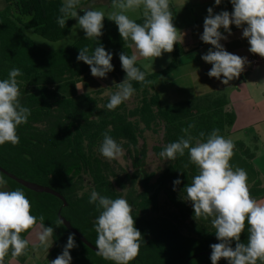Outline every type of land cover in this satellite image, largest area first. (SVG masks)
<instances>
[{
  "label": "trees",
  "instance_id": "trees-1",
  "mask_svg": "<svg viewBox=\"0 0 264 264\" xmlns=\"http://www.w3.org/2000/svg\"><path fill=\"white\" fill-rule=\"evenodd\" d=\"M7 6L0 11V80L7 79L9 71L19 68L23 75L17 77L21 90V104L31 110L27 124L17 128L20 143L0 145V167L20 179L50 187L60 193L64 202L47 193H36L3 174L9 190L21 189L32 204V214L45 217V227H53L54 259L62 253L71 233L64 225L56 226L59 213L71 223L92 245L97 233L94 224L99 211L90 204L93 189L103 196L123 197L133 207L136 227L145 242L140 254L131 264H211L210 245L218 243L210 219L196 220L190 202L183 198L185 185L191 183L196 168L189 163L187 150L153 182L139 158H145L147 147H139L147 135H163L165 144L177 141L182 128L195 123L191 134H207L219 129L225 138L231 133L236 114L230 107L226 94L210 93L179 103L162 105L153 86L154 80L178 65V48L174 46L173 60L158 74H146L152 84L142 86L132 81L134 96L115 110L104 107L109 102L106 91L117 89L110 84L104 89L79 94L76 84L91 75L87 64L77 60L80 48L94 49L97 41L85 38L83 33L71 46L59 50H46L25 34L31 30L49 41L60 42L67 38L74 26L70 18L65 28L57 23L61 15L62 0H3ZM87 0H81L85 6ZM174 16L173 6L170 4ZM78 11H80L78 9ZM143 23V17L136 20ZM173 23L176 26L175 17ZM99 44L113 54L114 70L107 75L116 83L125 78L119 54L131 56L124 47L118 28L113 21L105 20ZM142 71H145L138 63ZM109 135L124 151L134 157V169L128 171L117 160H106L99 152L103 134ZM235 150L247 160L254 153L243 143H236ZM246 161V160H245ZM247 162V161H246ZM250 165V163L247 162ZM185 165H188L185 167ZM116 166V167H114ZM181 180L174 191L173 181ZM250 191L254 198L264 196V189L255 183ZM166 202L161 205V199ZM167 206V209L165 208ZM164 207V208H163ZM32 230L22 233L27 238ZM247 229L241 242H247ZM75 236V235H74ZM76 247L70 250L71 264H114L97 256L75 236ZM235 247V242H233ZM96 247V246H95ZM30 249L20 256L25 262ZM8 257L5 259L7 260ZM218 264H228L221 259Z\"/></svg>",
  "mask_w": 264,
  "mask_h": 264
},
{
  "label": "clouds",
  "instance_id": "clouds-1",
  "mask_svg": "<svg viewBox=\"0 0 264 264\" xmlns=\"http://www.w3.org/2000/svg\"><path fill=\"white\" fill-rule=\"evenodd\" d=\"M216 6L222 0H214ZM232 11L223 10L214 13L212 7L207 9L203 21V33L200 39L212 47L202 55V60L212 67L207 75L216 78L224 85L238 79L249 63L247 57L233 54L225 49L221 40H227L223 32L232 35L231 25L242 28V38L247 39L248 51L264 58V0H230ZM78 9L84 14L79 15ZM142 10L143 23H137L128 13ZM61 15L57 23L65 28L72 18L85 33V38L97 41L94 49L80 48L77 56L90 68L95 78H107L114 70L113 54L106 51L99 38L103 35L104 20L113 21L124 47L134 48L129 56L119 54L121 67L125 72L122 82L113 81L114 93H105L109 102L104 106L115 110L130 100L135 94L132 81L142 86L151 85L146 79V71L137 67L138 57L155 61L164 53L174 51L177 43H183L185 33L173 23L170 0H111L110 10L82 6L80 0H65L59 9ZM223 29V32L221 31ZM147 68V65L144 66ZM23 75L19 68L9 71L8 78L0 80V145L20 143L18 126L28 123L31 110L21 104V90L17 77ZM82 91L83 85L76 84ZM195 123L182 128V135L177 141L166 144L159 156L164 161H175L177 155L183 157L187 150L189 163L196 168L191 183L185 185L184 200L191 203L196 220H209L215 229L219 241L210 245L211 264H218L224 259L228 264H264V200L252 196L248 173L245 169L233 167L231 160L235 155V143L225 138L220 130L213 129L207 134L201 131L198 136L191 134ZM100 154L108 159L122 160L125 151L108 132L103 134L99 147ZM188 165H185L187 167ZM181 184L180 179L173 181L174 188ZM7 181L0 174V188H6ZM90 204L99 211L94 229L97 233L96 255L114 264H131L140 254L141 242H145L136 227L133 207L127 199H115L101 195L93 189L89 196ZM45 217L32 214V204L21 189L0 190V264H6V257L12 260L26 255L29 245L33 250L43 249L48 252L54 240V228L45 227ZM56 226L64 221L58 217ZM247 229V242H241V235ZM32 230L36 241L24 238L22 233ZM235 242V247H233ZM74 234H69L61 254L49 261V264H71L70 250L76 247ZM10 264V262H8Z\"/></svg>",
  "mask_w": 264,
  "mask_h": 264
},
{
  "label": "crops",
  "instance_id": "crops-1",
  "mask_svg": "<svg viewBox=\"0 0 264 264\" xmlns=\"http://www.w3.org/2000/svg\"><path fill=\"white\" fill-rule=\"evenodd\" d=\"M170 4L174 9L176 27L185 33L183 43L177 44H179L182 54H188L184 61L183 58L179 60L177 67V70L180 68V71L176 81L181 83L179 87L183 93L180 99L185 101L210 93L227 95L230 107L236 114V121L231 133L226 138H231L235 144L243 143L253 151L254 158L248 162L249 165L241 159L234 149L235 154L238 158L240 157L242 168L248 172L250 188L258 183L264 189V58L250 53L247 39L242 38V28L231 25L232 35L230 36L221 29L223 34L228 36L227 40H221V44L227 51L247 57L249 63L245 66V71L240 77L230 81L229 85L222 84L216 78H210L207 73L212 65L201 58L212 47L200 39L203 33V21L208 14L207 9L209 7L213 8L214 13L223 10L231 12L230 0H222L219 6L215 5L214 0H170ZM110 5L111 0H87L85 7H108ZM129 16L138 20L142 18V10L135 13L131 12ZM130 49L132 50V48ZM164 54V63L171 62L172 52ZM253 60H257V63L253 64ZM155 72L157 71L148 73ZM0 190L4 189L0 188ZM262 198L264 196L257 199ZM31 235L32 231L27 239H30ZM53 247L52 245L46 252L43 249L33 250L29 245L31 255L29 259L23 262L20 257L15 260L9 257L6 264L8 262L10 264H45ZM32 259H35L36 263L32 262Z\"/></svg>",
  "mask_w": 264,
  "mask_h": 264
},
{
  "label": "rangeland",
  "instance_id": "rangeland-1",
  "mask_svg": "<svg viewBox=\"0 0 264 264\" xmlns=\"http://www.w3.org/2000/svg\"><path fill=\"white\" fill-rule=\"evenodd\" d=\"M81 1V0H80ZM62 2L64 3L65 0H62ZM7 4L3 1L0 0V11H3L6 8ZM96 9H103L106 12L108 10H110V6H97L95 7ZM131 13V12H130ZM128 13V15L130 14ZM79 15H83L84 13L82 11H78ZM175 17V16H174ZM72 19V18H71ZM74 21V26H73V30L71 32V34L65 38L64 40L60 41V42H49L39 36H37L36 34H34L33 31L31 30H25V34L27 36H29L30 38H32L36 44L46 50H59V49H63V48H67L69 46H71L74 42H76V40L84 33V31L79 28L78 21L75 19H72ZM105 20H108L107 18H105ZM104 20V21H105ZM182 20V19H181ZM179 45V44H178ZM181 48H178V65H179V60L181 58H183V61L186 59V53L182 54V51L180 50ZM131 50V49H130ZM135 52V49L132 48L131 53L133 54ZM164 57L165 54L162 55V57L160 58H156L155 61H147L144 60L142 57H138V64H140L145 71L147 72H152V71H157L155 73H148V74H158L163 72L164 70L168 69V66L171 64L172 60H173V52H172V60L171 62L168 63H164ZM168 64V66L165 67V65ZM147 65V68H145L144 66ZM178 65L172 69L171 71L167 72L166 74H164L163 76L158 77L156 80H154L153 82V86L155 88V90L157 91L159 97H160V101L162 105H169V104H174V103H179L182 102L183 99H180V97H182V91H181V87L180 86V82L176 81L177 77L179 76V69L177 70ZM162 68V69H161ZM183 69V68H181ZM113 81H115L112 77H110L109 75H107V78H95V77H89L87 80H85L84 82L79 83L78 85H83V90L80 91L78 90L79 94H87L90 93L92 91H97L100 89H104L108 87L110 84H113ZM105 93H109L110 91H106ZM104 96H108L105 95ZM147 147V153H146V157L142 158L140 157V163L144 166V170L145 172L150 175L151 177L153 176V182H155L159 176L170 166L171 161H164L160 158L159 153L163 150L165 144V140H164V136L158 135V136H153V135H147L146 136V141L144 140H140L139 142V147L142 146ZM250 149V148H249ZM251 152H253L250 149ZM241 159L243 161H247L250 162L251 160H247L246 156H240ZM239 157V158H240ZM238 156L235 154L231 160V164L233 165V167L239 166L242 168V164L239 160ZM106 159V158H105ZM108 160V159H106ZM134 157L131 156L130 154H128L127 152H125V155L122 157V160H117V162L125 169H127L128 171H133L134 169ZM245 161V162H246ZM116 167V166H114ZM248 173V172H247ZM2 189H6L9 190L7 187L6 188H2ZM166 199L163 197L161 199V205L165 204ZM260 200H264V198L260 199ZM164 208V207H163ZM165 208L167 209V206H165ZM30 241L31 242H35L36 238L35 235L32 234L30 237ZM30 248H32V243H30ZM54 257H48L47 261L45 264H49V261L53 260ZM36 263L35 259H32V262Z\"/></svg>",
  "mask_w": 264,
  "mask_h": 264
},
{
  "label": "water",
  "instance_id": "water-1",
  "mask_svg": "<svg viewBox=\"0 0 264 264\" xmlns=\"http://www.w3.org/2000/svg\"><path fill=\"white\" fill-rule=\"evenodd\" d=\"M0 172L9 176L10 179L16 181L17 183H19L20 185L24 186L25 188H27L31 191H34L36 193H47V194L53 195V196L61 199L64 202V206H67V202H66L65 198L60 193L55 191L54 189L47 187V186L37 184V183H34V182H30V181L20 179L17 176L10 174L9 172H7L6 170H4L1 167H0ZM59 217L64 221L63 225L71 233H73L77 238H79L88 248L92 249L94 252L98 251V249L94 245H92L79 231H77L76 229L73 228L71 223L69 221H67L61 215V213H59Z\"/></svg>",
  "mask_w": 264,
  "mask_h": 264
},
{
  "label": "built area",
  "instance_id": "built-area-1",
  "mask_svg": "<svg viewBox=\"0 0 264 264\" xmlns=\"http://www.w3.org/2000/svg\"><path fill=\"white\" fill-rule=\"evenodd\" d=\"M252 62H253V64H256L257 63V60H253Z\"/></svg>",
  "mask_w": 264,
  "mask_h": 264
}]
</instances>
